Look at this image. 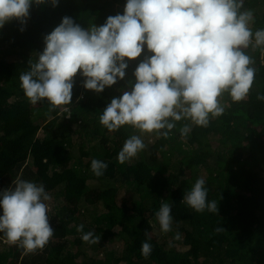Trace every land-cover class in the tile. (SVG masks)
I'll return each mask as SVG.
<instances>
[{
  "label": "trees",
  "instance_id": "obj_1",
  "mask_svg": "<svg viewBox=\"0 0 264 264\" xmlns=\"http://www.w3.org/2000/svg\"><path fill=\"white\" fill-rule=\"evenodd\" d=\"M125 3L32 5L23 26L13 19L0 28V190L18 178L42 184L54 230L49 242L34 251L0 233V264H264V45L244 49L255 75L243 100L232 101L224 93V112L207 126L182 119L166 137L139 135L130 125L108 131L99 121L110 100L131 88L146 50L128 61L123 79L100 93L86 90L78 71L70 104H31L24 95L19 77L62 17L83 28L99 26L108 16L122 14ZM241 10L252 12L253 32L264 29V0H243ZM186 124L190 131L184 135ZM131 135H139L145 148L120 163L118 152ZM93 159L107 164L103 175L93 173ZM201 177L207 199L217 202L215 212H197L183 200ZM162 203L171 206L173 217L167 232L155 215ZM87 232L96 242L82 239ZM175 237L186 249L171 242ZM106 240L119 248L103 247ZM145 241L152 246L147 256L141 253ZM85 242L92 245L90 252L81 249Z\"/></svg>",
  "mask_w": 264,
  "mask_h": 264
},
{
  "label": "clouds",
  "instance_id": "obj_2",
  "mask_svg": "<svg viewBox=\"0 0 264 264\" xmlns=\"http://www.w3.org/2000/svg\"><path fill=\"white\" fill-rule=\"evenodd\" d=\"M58 2L0 0V28L13 19L23 26L32 5L55 7ZM242 4L243 0H126L122 14L87 28L64 16L43 37L44 48L20 75V87L31 104L46 100L51 107L67 105L78 71L83 87L100 93L123 79L128 61L146 50L133 71L131 88L110 100L99 117L101 125L108 131L130 125L165 137L182 119L207 126L210 118L224 112V93L241 101L254 80L253 61L244 49L264 45V29L252 31L253 14L241 10ZM189 131L188 124L181 128L184 135ZM144 148L141 137L131 135L117 159L124 163ZM106 168L102 160L91 161L96 176ZM49 199L42 184L19 178L0 190V233L26 251L43 248L54 233L45 203ZM183 200L197 212L218 210L217 202L207 199L202 177ZM155 215L161 230L169 231L171 206L162 203ZM90 237L92 232L82 235L84 241L96 242ZM151 250L149 242L142 243V255Z\"/></svg>",
  "mask_w": 264,
  "mask_h": 264
},
{
  "label": "rangeland",
  "instance_id": "obj_3",
  "mask_svg": "<svg viewBox=\"0 0 264 264\" xmlns=\"http://www.w3.org/2000/svg\"><path fill=\"white\" fill-rule=\"evenodd\" d=\"M61 109V108H60ZM142 134V132H140L139 133V135H141ZM148 153V155H150V152H147ZM92 197V196H91ZM93 198V197H92ZM158 229H159V226L157 227ZM172 237V236H171ZM176 237L175 238H172V240H171V242H173V243H175L176 242ZM113 243L114 242H111V244L113 245ZM112 245L110 246V245H108V240H106V242H105V244L103 245V247H106V248H112ZM91 246L92 245H90V243H88V242H85V243H83V245L81 246V249H83L84 248V250L85 249H88V251L90 252L91 250H89V248H91ZM114 247L113 248H119V244L116 242L114 245H113ZM175 246L177 247V248H181V249H186V247H183V246H181L179 243H175ZM0 247H4L3 245H1L0 244ZM73 250L74 249H76V246L75 245H73L72 247H71ZM87 251V252H88Z\"/></svg>",
  "mask_w": 264,
  "mask_h": 264
}]
</instances>
